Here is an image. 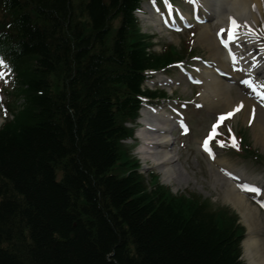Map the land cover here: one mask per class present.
Returning a JSON list of instances; mask_svg holds the SVG:
<instances>
[{"label": "trees", "instance_id": "16d2710c", "mask_svg": "<svg viewBox=\"0 0 264 264\" xmlns=\"http://www.w3.org/2000/svg\"><path fill=\"white\" fill-rule=\"evenodd\" d=\"M140 2L0 0V264H244L238 215L149 186L122 142L158 96L145 72L181 58L151 50Z\"/></svg>", "mask_w": 264, "mask_h": 264}, {"label": "bare ground", "instance_id": "6f19581e", "mask_svg": "<svg viewBox=\"0 0 264 264\" xmlns=\"http://www.w3.org/2000/svg\"><path fill=\"white\" fill-rule=\"evenodd\" d=\"M202 9L203 19L214 21L216 25L214 34L208 25L203 26L198 42L214 56L213 63L218 62L220 70L231 76L223 78L216 70L207 69L202 77L205 88L201 96L202 102L210 108L223 107L228 113H232L234 120L242 113L248 120L255 112L253 110H258L253 133L256 143L264 147V49L258 42L259 35L255 31L264 17V0H204ZM233 19L238 26L235 29ZM217 32H222L225 36L228 49L222 50L219 47ZM217 50L219 54L215 55ZM227 62H230V66ZM150 82L158 81L152 79ZM234 83L247 84V87L240 86L245 94L234 97ZM255 99L263 105L257 104ZM149 110H143L140 117L142 126L137 136L142 139V143L138 153L144 160L153 162L152 166L147 165V169H157L165 184L179 183L182 177L173 168L178 158L172 151L175 144L171 139L172 121L162 107ZM213 165L217 168L216 172L212 169L214 183L222 188L225 200L240 214L247 229V237L243 241V256L250 264H264V225L259 208L250 202L256 200L264 204V180H259L260 185L253 182L256 178L245 176V172H234L228 162L219 157L218 152L215 153Z\"/></svg>", "mask_w": 264, "mask_h": 264}, {"label": "rangeland", "instance_id": "374dc122", "mask_svg": "<svg viewBox=\"0 0 264 264\" xmlns=\"http://www.w3.org/2000/svg\"><path fill=\"white\" fill-rule=\"evenodd\" d=\"M143 8L146 9V11L145 13L139 15L141 18V27L145 33L151 34L156 38L155 41H157L158 44L154 49L155 51L160 52L161 46L167 44H170L176 47L178 50H181L185 46V42H189L190 40L194 39L193 49L196 52L195 55L202 57L207 61V63H213L214 56H211L209 50L198 42V37L201 31L200 27L193 31L179 35L161 32V28L158 27V22L152 19L153 16L149 12L147 2H143ZM215 25L216 23L213 21L208 23V26L210 29H212L213 34L215 32ZM259 29L264 32V19L260 20ZM260 42L264 43V40H261ZM216 54H219L218 50L216 51L215 55ZM215 64L219 65L218 62ZM215 64L214 67H216ZM200 66V63H195L193 68ZM188 70L191 71V73L196 74L197 77L201 78V76H199L194 71V69ZM169 76L171 80L174 81L172 86H164L165 88H161L163 82L160 83L161 85L156 86L147 83L146 86L155 90L160 89L168 91L170 100L165 101L162 106L168 110L167 113L174 117L175 120H184L191 130L190 134L187 136H182L180 131L177 129L172 134L174 138L173 140L175 141L172 151L178 158V161L175 165H173V168L177 169V174L181 175L182 181L173 185L165 184L162 179V175L157 169H147V165L152 166L153 162L151 160L144 161V159H142L138 154V146L140 145L139 142L133 143L132 141H128L127 147H131L133 149V156L135 159H139L141 163L140 172L147 178L149 185L151 182V174L157 173L161 176L159 178L160 183L169 187L174 194L191 193L199 198L210 200L215 206H228L233 208V206L225 200L222 188L218 184L214 183L212 169L216 172L217 168L201 151V139L206 136L207 131L210 129V125L216 122L218 115L226 114L227 110L223 107L210 108L208 105L202 102L201 94L205 89L203 84L200 86H193L189 84L185 78L175 69L170 71ZM5 85L6 84H0V87L5 88ZM242 90L244 91V89H241L240 85L234 84L232 95L234 97H236L238 94L242 96V94H245L242 92ZM245 96L248 97V95ZM3 102V95L1 94L0 126L3 124L5 119L3 116ZM168 106L170 109H168ZM258 112L259 111L257 110L256 117ZM253 124L254 123L250 122L249 119L246 120V117H243L242 113V115L237 120L231 119L224 123V126L220 130L221 135L225 136L226 133L228 134V130L231 127L235 132L244 134L247 144H250L253 149L259 151L260 154L264 156V147L260 144L258 145L254 138ZM214 148L220 153V158L226 160L229 164V167L234 172L243 171L245 172V176L256 178L257 180L253 182L258 184H260V179L264 180V162L255 161L251 158H243L235 153L237 147L235 150L234 146L233 149L228 145L224 147L220 140L214 141ZM250 202L253 205H258L254 200ZM233 210L235 209L233 208ZM259 212L260 219L264 225V210L261 209ZM241 222H243L242 219ZM262 237L264 239V231L262 232ZM242 259L245 264H250L244 256Z\"/></svg>", "mask_w": 264, "mask_h": 264}, {"label": "snow or ice", "instance_id": "6c2138e0", "mask_svg": "<svg viewBox=\"0 0 264 264\" xmlns=\"http://www.w3.org/2000/svg\"><path fill=\"white\" fill-rule=\"evenodd\" d=\"M230 19H231V18H230ZM232 24H233V28H234V29L238 27V26L236 25V22H235L234 19L232 20ZM226 46H227V45H226ZM237 110H239V109H237ZM229 115H231V114H229ZM221 119H223V117H221ZM214 128H215V126H214ZM233 146H234V147L236 146L234 139H233ZM205 147H206V150H208V149H207V141L205 142ZM253 191H255V189H253ZM262 206H264V205H262Z\"/></svg>", "mask_w": 264, "mask_h": 264}]
</instances>
